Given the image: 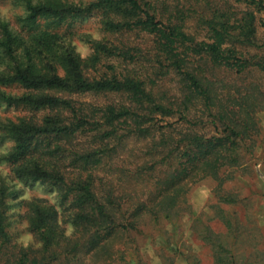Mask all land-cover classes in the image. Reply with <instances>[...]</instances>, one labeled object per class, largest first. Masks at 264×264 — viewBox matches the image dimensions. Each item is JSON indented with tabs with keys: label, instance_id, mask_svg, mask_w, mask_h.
Returning <instances> with one entry per match:
<instances>
[{
	"label": "trees",
	"instance_id": "16d2710c",
	"mask_svg": "<svg viewBox=\"0 0 264 264\" xmlns=\"http://www.w3.org/2000/svg\"><path fill=\"white\" fill-rule=\"evenodd\" d=\"M8 1L19 14L0 17V106L17 114L0 115V147L10 144L0 150V264H143L132 234L178 223L205 183L216 201L207 221L225 231L207 226L201 240L211 264H237L239 214L225 208L242 204L228 184L261 135L264 90L247 78L264 74V56L247 50L264 31V2ZM95 15L99 38L74 29ZM205 113L207 134L197 129ZM36 185L54 202L22 197ZM16 221L29 245L16 241Z\"/></svg>",
	"mask_w": 264,
	"mask_h": 264
},
{
	"label": "rangeland",
	"instance_id": "374dc122",
	"mask_svg": "<svg viewBox=\"0 0 264 264\" xmlns=\"http://www.w3.org/2000/svg\"><path fill=\"white\" fill-rule=\"evenodd\" d=\"M261 1L264 2V0ZM244 7V5H240L241 9H244ZM252 9L256 12V8ZM16 14H19V9L16 6H13L8 0H0V17L13 22V17ZM256 15L259 19H263L264 10L256 13ZM98 19L95 15L76 21L74 29L77 32L89 33L94 38H99ZM256 37L258 47L247 50L248 54L254 58L264 56V31L259 25ZM74 44L81 57H86L90 53L89 47L85 43L75 40ZM108 63L118 67V63L115 61H109ZM255 70L249 74L247 82L255 80L264 90V74L257 68ZM222 76L223 72L220 73V77ZM166 79L165 91L167 90L169 95L175 94L173 89L178 81L176 76L172 75L166 77ZM16 114V109L0 106L2 117H13ZM200 115L201 112L198 111L196 116ZM256 115L261 127V135L257 141L254 156L248 162V167L241 168L236 174L235 180L228 184L233 192L244 199L242 204L238 206L226 208L224 206L229 213L237 212L239 214L237 264H264V109ZM176 118L177 116L166 118V121L172 123ZM206 119L207 113H205L201 128H197L205 134L213 131V127L208 125V119ZM165 123L161 122L163 125ZM4 147H10V144L7 143L1 146L0 150ZM136 147H140V145L138 144ZM129 160L135 161V158H126L125 161ZM0 173H7L6 165H0ZM22 189V197L25 199L42 198L54 202V195L41 185ZM215 202L211 183L200 184L193 189L189 198L192 213H187L178 223L155 229L145 226L141 233H133L132 235L140 247L143 264H195L197 260L201 264H211L213 253L201 240L202 234L208 227L214 233L225 231L220 222L207 221L208 217L212 216L210 205ZM16 210H19V208ZM19 212L23 213V210H19ZM14 226L19 229L16 232V241L19 244L29 245L33 242V237L27 230L25 222L16 221ZM148 257H153V263Z\"/></svg>",
	"mask_w": 264,
	"mask_h": 264
},
{
	"label": "crops",
	"instance_id": "0c3cea01",
	"mask_svg": "<svg viewBox=\"0 0 264 264\" xmlns=\"http://www.w3.org/2000/svg\"><path fill=\"white\" fill-rule=\"evenodd\" d=\"M149 260L153 263V257H148ZM147 260V259H146Z\"/></svg>",
	"mask_w": 264,
	"mask_h": 264
}]
</instances>
